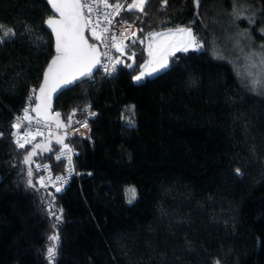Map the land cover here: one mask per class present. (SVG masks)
<instances>
[{"label": "trees", "instance_id": "1", "mask_svg": "<svg viewBox=\"0 0 264 264\" xmlns=\"http://www.w3.org/2000/svg\"><path fill=\"white\" fill-rule=\"evenodd\" d=\"M216 1L197 8L194 0H149L146 15L121 10L118 20L136 36L123 40V54L115 49L114 73L97 70L53 100L65 124L74 110L72 119L86 107L95 113L88 136L70 141L78 177L57 192L39 185L33 165L61 170L54 159L61 135L36 136L23 149L12 135L15 113L55 54L43 25L51 11L45 0H0V25L15 32L0 43V264H49L48 236L56 232L53 264H264V93L211 54ZM233 1L253 7L264 28V0ZM178 26L191 27L203 48L178 52L166 70L134 82L147 33ZM35 144L50 150L36 149L26 165ZM128 187L136 190L132 203ZM50 202L63 210L61 221L48 215Z\"/></svg>", "mask_w": 264, "mask_h": 264}, {"label": "snow or ice", "instance_id": "2", "mask_svg": "<svg viewBox=\"0 0 264 264\" xmlns=\"http://www.w3.org/2000/svg\"><path fill=\"white\" fill-rule=\"evenodd\" d=\"M196 7L199 8L200 0H194ZM48 5L51 6L54 15H50L45 21L47 27L51 29V32L55 36V55L48 63L44 73L43 81L39 86L38 93L36 89L32 90V94L29 97L30 103L34 101L35 107H31V112L35 113V117L30 115L29 107L23 110L22 116H17L15 123L12 125L17 131L12 135L15 138L14 142L20 149L25 148L26 145L31 144L37 135H41V127L51 128L54 124L57 129L70 127L72 124V116L68 117V123L65 124L61 120V114L59 112H52V97L54 94L59 93L63 88L72 85L81 77L91 76L93 69L101 64V58H108L111 60L110 51L115 48L117 52L124 53L125 48L128 45L123 44V40L127 37L125 32L131 28L128 25L127 28L120 32L119 38L112 34L108 25L113 23L112 17L119 15L122 9L133 12L138 11L141 14H145V6L149 3V0H131L130 3H110L109 0H47ZM162 5H167V0H162ZM102 6L105 9H112L111 12H104L102 19L99 15L93 20V13H98L99 8ZM102 24L104 26H102ZM0 28H3L0 25ZM90 32L91 38L94 41H99L103 45L106 51L101 52L96 43H89V38L86 37L85 32ZM143 31V29H140ZM133 37L135 33H131ZM9 36H15V32L12 29H7L0 34V43L6 42ZM138 39V38H137ZM137 39H133L132 43L135 44ZM145 39L148 40L146 51L148 53V59L141 65L139 75L134 77V80L139 82L147 76H152L162 70H166L169 67V58L174 57L178 52H188L190 49L193 51H200L203 48V43L198 40L193 33L191 27H176L175 29H168L162 32H148ZM143 43V40L139 41ZM264 49V46H262ZM242 51V50H241ZM136 54L133 52L128 58L131 60ZM246 65L245 74L250 78V83L253 88H264V51L260 54L249 53L245 55ZM121 61L117 58L113 63L111 70L107 65H104L105 72L115 71V64ZM133 63L135 61L133 60ZM126 67H133V64H128ZM95 115V113H90ZM33 121H35V132L31 130L33 128ZM22 122H27L28 129L23 135L20 134V128ZM76 123H81L76 121ZM132 123L131 121L129 122ZM83 127H87V121L82 124ZM2 135V133H0ZM65 137L56 136V143L62 145L60 154L56 156L59 161L63 157H67L68 164L71 166L72 156L70 153L72 149L64 143ZM36 149H42L49 151L48 145L35 144L32 151L24 157V164H31L32 157L36 155ZM66 150V151H65ZM40 166H37L39 170ZM47 169V166H44ZM69 167V171H71ZM237 175H240V170H236ZM27 176L29 177L27 184L29 187H34L32 176L33 170L28 168ZM57 182L64 183L65 180L61 176H57ZM52 178L49 175L47 181L44 177H41L38 183L41 187H46L47 183H51ZM56 191H61L60 187H56ZM125 196L128 203H132L136 199L135 188H128L125 190ZM55 197H53V201ZM48 215L54 217L57 222L62 220L63 210L56 209L54 202H50L48 205ZM56 224H53V228H56ZM50 241L49 246L46 249V258L49 264H53L59 250L60 237L56 232L53 235L48 236ZM219 264V262H217Z\"/></svg>", "mask_w": 264, "mask_h": 264}, {"label": "rangeland", "instance_id": "3", "mask_svg": "<svg viewBox=\"0 0 264 264\" xmlns=\"http://www.w3.org/2000/svg\"><path fill=\"white\" fill-rule=\"evenodd\" d=\"M130 2L131 0L128 3ZM238 4L233 0H217L213 4V15L209 29L210 52L215 58L229 63L242 83L252 90L264 93V88H253L251 86L250 78L245 74L246 60L244 58L249 53L260 54L264 51L262 49V46H264V28L256 25L255 18H257V13L253 7H250L245 2ZM253 23L256 25L255 29H253ZM7 29L10 28L4 26L0 28V34ZM88 33L90 35V32ZM147 45L148 40L145 39V51ZM147 59L148 53L146 51L145 61ZM139 73L140 70L133 76L134 82H137L134 77L139 75Z\"/></svg>", "mask_w": 264, "mask_h": 264}, {"label": "built area", "instance_id": "4", "mask_svg": "<svg viewBox=\"0 0 264 264\" xmlns=\"http://www.w3.org/2000/svg\"><path fill=\"white\" fill-rule=\"evenodd\" d=\"M124 4V2L122 3ZM112 9H105L102 6H100L99 8V12L98 13H93V20H95L97 18V15H99L102 19L103 13L104 12H111ZM121 12V11H120ZM118 16L119 15H114L112 17L113 19V23L111 25H108L111 29L110 35L114 34L116 35L118 38L120 36V32L122 30H124L125 28H127L128 25H131V28L128 29V31L125 32V36L128 38L131 35V33H136L135 29L136 27L133 26L132 24L126 22V21H119L118 20ZM102 26H104L102 24ZM126 38V39H127ZM125 40V39H124ZM99 47H100V51H106L107 49H105L103 47L102 44H100V42L98 41ZM110 55H111V60H109L108 58H101V64L98 65V71L100 72V74L104 75V76H108L112 73H114V71H110V72H105L104 70V65H107L109 70H111L113 63L116 61V59L118 58V56H115V48H112L110 51ZM119 59V58H118ZM117 64H115L116 67ZM29 107V112H30V108H31V103L29 101V99L26 101V103L24 104V106L22 107V109L15 113L14 117H13V121H12V125L15 123L16 117L17 116H22L23 115V110ZM92 111L89 107H86L82 116L79 119H72V124L70 127L67 128H60L57 129L56 127H54L52 125L51 128H44L43 126L41 127V131L42 134L41 135H37V136H47L53 132H58L60 135H64L65 136V141L64 143H66L68 145L69 148L72 149V152L70 153V155L72 156V162H71V166H69L68 164V160L67 157H63L61 160L62 162V167L61 170L59 171H54L51 164L49 162H35L33 167H34V171L36 172L37 176H38V181L40 180L41 177H44L45 180L47 181V178L49 177V175L52 178V182L51 183H47L46 188H51L54 191H56V187H60L61 190L63 189V187L70 181L71 178L73 177H78V170L76 168V164H75V152L74 149L71 145V139L73 137H87L89 130H90V126H89V119L91 118V114ZM35 117V116H33ZM76 121H80L81 123H76ZM84 121H87V127H83L82 124ZM68 123V122H67ZM66 123V124H67ZM15 131H17V129L14 128ZM29 130L28 129V125L27 122H22V127L20 128V134L23 135L25 131ZM33 131V133L35 132V121H33V128L31 129ZM62 145H60L59 149L55 151L54 153V159L55 161H58L56 159V156L58 154H60ZM66 151V150H65ZM37 166L39 167V170H37ZM44 166H47V169H45ZM69 167H71V171H69ZM57 176H61L64 178L65 182L64 183H60L56 181V177ZM40 185V184H39Z\"/></svg>", "mask_w": 264, "mask_h": 264}, {"label": "water", "instance_id": "5", "mask_svg": "<svg viewBox=\"0 0 264 264\" xmlns=\"http://www.w3.org/2000/svg\"><path fill=\"white\" fill-rule=\"evenodd\" d=\"M46 2H47V0H45ZM49 8H50V11H51V14L50 15H54V13L52 12V9H51V6L49 5ZM49 15V16H50ZM48 16V17H49ZM47 17V18H48ZM47 18L44 20V22H43V25H44V27L49 31V33L52 35V39H53V45H54V50H55V36H54V34L51 32V29H49L48 27H47V25H46V23H45V21L47 20ZM87 32L88 31H86L85 32V35H86V37H87ZM89 43H90V41H89ZM96 44H97V47L99 48V50H100V47H99V44L96 42ZM55 55V54H54ZM53 55V56H54ZM52 56V57H53ZM52 57L50 58V60L52 59ZM50 60H49V62H50ZM48 62V63H49ZM48 65V64H47ZM97 70H98V66L96 67V68H94L93 69V72H92V74H91V76H93L96 72H97ZM91 76H85V77H81L80 79H84V78H89V77H91ZM71 85H69L68 87H70ZM67 88V87H66ZM63 89H65V88H63ZM62 89V90H63ZM37 93H38V90H37ZM55 96H56V94H54L53 95V97H52V101H51V103L53 104V100H54V98H55ZM32 107H35V103H34V105L32 106ZM31 111V110H30ZM31 114L33 115V116H35V113L34 112H31ZM54 125V124H53ZM54 127H55V125H54ZM61 136H63V137H65L63 134L61 135ZM64 141H65V139H64Z\"/></svg>", "mask_w": 264, "mask_h": 264}, {"label": "crops", "instance_id": "6", "mask_svg": "<svg viewBox=\"0 0 264 264\" xmlns=\"http://www.w3.org/2000/svg\"><path fill=\"white\" fill-rule=\"evenodd\" d=\"M135 31H136V29H135Z\"/></svg>", "mask_w": 264, "mask_h": 264}]
</instances>
